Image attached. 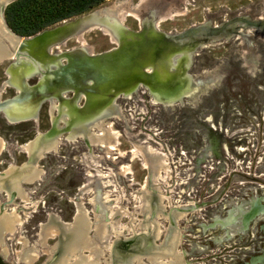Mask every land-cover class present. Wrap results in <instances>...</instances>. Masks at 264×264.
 Listing matches in <instances>:
<instances>
[{
	"label": "rangeland",
	"instance_id": "374dc122",
	"mask_svg": "<svg viewBox=\"0 0 264 264\" xmlns=\"http://www.w3.org/2000/svg\"><path fill=\"white\" fill-rule=\"evenodd\" d=\"M100 9L113 13L111 22L119 19L129 30L155 23L169 35L239 17L261 24L235 23L230 35L193 49L185 71L193 85L182 89L189 94L157 100L139 85L117 98L109 93L113 100L89 129L84 121L81 128L71 129L68 116L61 113L52 125L51 114L57 113L48 112V103L35 119L23 122H8L0 112V171L26 162L25 144L37 135L64 124L79 132L70 137L66 131H52L49 149L34 164L38 177L22 184L23 196L7 209L16 208L20 221L3 237L0 258L6 264L45 263L54 255L58 236L40 239L41 225L50 216L72 223L82 210L88 236L97 242V256L89 249L81 254L97 259L96 264H245L250 249H264V231L252 225L242 238L233 235L261 219L264 225V206L242 218L230 213L222 221L213 215L217 220L207 230L200 225L223 203L247 195L264 197V0H104L46 28ZM110 30L94 25L55 48L103 52L118 44ZM9 61L0 60L2 98L13 94L3 85ZM27 81L34 83L35 78ZM66 95L64 99L73 100L74 92ZM6 197L0 191V202ZM97 224L103 226L102 238L94 237ZM218 224L225 233L214 234L231 237L221 245L209 240ZM28 249L34 257L24 261L20 256Z\"/></svg>",
	"mask_w": 264,
	"mask_h": 264
},
{
	"label": "water",
	"instance_id": "95a60500",
	"mask_svg": "<svg viewBox=\"0 0 264 264\" xmlns=\"http://www.w3.org/2000/svg\"><path fill=\"white\" fill-rule=\"evenodd\" d=\"M12 1L14 0H3L0 2V13L5 29L16 38V44L11 48V54L6 53L1 56L0 60L14 57L15 61L12 63L19 66V73L29 77L34 73L42 74V69L50 74L49 77L43 72L45 76L33 86L26 84L27 77L20 79L21 89L17 95L0 100V108H9L11 112L16 114H18L17 110L11 105L27 102V99L32 98L34 99L32 107L26 109V106H19L20 109L18 111H25L26 113L28 111V113L36 114L41 100L48 98L45 92H47L49 85L61 86L62 88L68 86L69 90V87L72 88L73 86L78 98L82 93L86 94L85 107L80 109L83 113H88L92 109L93 100H95L94 106L97 103L98 106H101L102 103L107 105L109 93L113 90L116 93L129 91L135 84L148 86L156 96L159 94L160 97H176L180 92V87L184 86L183 84H176L177 79L181 83L189 80V76H187L185 71L189 55L193 49L201 44L204 45L210 39L216 38L214 40L217 41L230 35V33L235 31V23L246 22L256 27L261 24L260 22L247 21L239 17L230 21L227 20V22L219 25L209 26L202 24L187 29L178 35H169L158 31L155 23L143 25V28L139 31H132L123 26L119 19H114L111 22V20H105V17H101L99 18V24L111 29L110 31L114 33V37L117 39V47L93 55H83L80 51L72 49L66 53L52 56L47 53V49L52 45H56V43L64 42L68 36L76 32V29L83 26L80 25L82 19L93 13L82 15L71 21H63L61 24L22 38L10 30L3 18L5 7ZM109 22H111L110 25ZM20 59L23 61L19 62ZM63 59H66L64 64L61 63ZM46 61H50V63L46 64ZM49 67H55V69L51 70ZM21 112L19 114H23ZM99 114L100 111H96V115L99 116ZM28 118L30 117L21 116L18 120ZM92 120H96L95 117L84 119L83 126H88L89 129ZM61 130L63 131V129ZM61 130L54 129V132ZM54 132L52 134H55ZM49 133L50 131L43 135H37L28 143L36 144V140L37 142L38 140L40 141L42 138L47 137ZM28 154L31 155L30 153ZM36 154L31 155V157L28 156V160L20 165H9L3 171H0V185L9 191L6 199L0 202V244L3 243V237L7 233L11 234L16 229L17 221L15 220L19 218L18 210L11 208L10 211H7V209L14 203L17 196L23 195L24 174L35 168V162L42 155L41 152L37 156ZM10 171H13L14 177L11 178L10 175V178L6 179ZM1 186L0 189H3ZM5 214L10 215L9 223L3 222ZM58 221L64 224L59 219ZM49 260L43 264H49Z\"/></svg>",
	"mask_w": 264,
	"mask_h": 264
},
{
	"label": "bare ground",
	"instance_id": "6f19581e",
	"mask_svg": "<svg viewBox=\"0 0 264 264\" xmlns=\"http://www.w3.org/2000/svg\"><path fill=\"white\" fill-rule=\"evenodd\" d=\"M2 1L3 0H0V2H2ZM109 15H113V13H109L107 11L100 9L99 11L93 13L92 15L84 17L82 19L81 24H80L83 26L80 27L79 29H76V32L72 33L70 36H68L67 39L74 36L75 34L80 33L81 31H83V30H85L91 26L102 25V24H99V18H101V17H105V20H108V19L111 20L112 17H110ZM0 17H1V13H0ZM110 24H111V22H109V25ZM59 43H61V42H59ZM15 44H16V38H14V36L12 34H10L5 29V27L3 25V19H1V21H0V58H1V56L5 55L6 53L11 54L10 50H11V48L14 47ZM56 44H58V43H56ZM81 53H84V52H81ZM49 63H50V61H46V64H49ZM39 64L41 65V63H39ZM16 70H18V69H16ZM7 74L9 76L14 75L11 71H8ZM14 78H15V76H14ZM14 78H13V80H9L10 82L8 81V84L5 83L4 85H12V86L17 85L16 87H18L21 84V81L19 82V80L17 78L14 80ZM177 83H179L178 85L183 84L184 86L189 85L190 87L193 85V83L190 82L189 80L186 83H183V82L181 83V81H179L177 79L176 84ZM194 84L196 85V83H194ZM137 86H138V84H135V86L131 90L133 91ZM184 86L182 88L180 87V89L178 88L179 91L181 92V96L189 94V91H182ZM146 87H148V86H146ZM69 88L74 92V95L71 99H73V98L75 99L78 94L76 93V91H74L75 89L73 88V86H72V88L71 87H69ZM58 89L61 91H66L68 89V86L62 88L61 86L49 85V88L47 89V92H45V93H49V94L53 95L54 93H58L57 92ZM131 90H129V91H131ZM104 91H107V90H104ZM124 92H127V91H124ZM111 93L114 96L117 95L115 90H113V92H111ZM82 94H84V93H82ZM114 96H113V98H114ZM159 96H160L159 94L157 96L154 95V98L159 100ZM86 97H87V95H86ZM113 98L110 101H112ZM62 99H64V98L62 97ZM0 100H2L1 97H0ZM74 101L75 100H73V102ZM94 101L95 100H93V103H94ZM33 102H34V99L32 98L29 100L27 99V102L17 103L16 105L13 104L11 106L15 110H17V113L19 114L21 112V111H18V109H20L19 106H21V107L26 106V109H27L28 107H32ZM56 108L59 110V106H57ZM69 110H70L69 107L67 105H65L63 107L64 113L61 116H65L66 114H67L66 116H69L68 117V123L71 124L72 129L73 128L75 129L76 127L81 128L82 127L81 124L83 123L84 119H80L79 117L72 118V112ZM0 112L4 113V116L10 122L11 121H19L18 119L21 116H25V117L29 116L30 118H28V120L29 119H35L37 117V114H34V113L32 114V112L28 113V111H27V113L25 111L21 112L23 114H19L20 116L17 115L16 113H15L16 114L15 115L13 112H11L9 110V108H5V107H1ZM74 112H76V110H74ZM31 114H32V116H30ZM24 120H26V119H24ZM55 120H56V118L52 119V125L57 123V120L56 121ZM53 131H54V129H53ZM57 132H59V131H57ZM53 136L54 135L52 134V130H51L47 137L42 138L40 141L38 140V142L36 140V144L32 143V142L25 144V152L30 153L31 155H34L36 153L40 154V152L43 153L44 151H47L49 149L50 143L53 141L52 140ZM37 154H36V156H37ZM31 155H29V157H31ZM38 174H39L38 168H33V169L29 170L28 172H26V174H24V178H23L24 182L23 183H31V181L35 180L38 177ZM10 175H11V178L14 177L13 171H10L8 173V177L6 179H9ZM1 188H3V186H1ZM0 191L4 192L6 194V196L8 194L7 192H9L7 190V188L6 189L5 188L0 189ZM22 196L23 195H20V197H22ZM81 212H82V210L75 215L72 223H64V224L62 223L61 224L57 218H55L54 216H50L48 221L45 224L41 225L40 233H39L40 239L45 238L46 236H48V234L58 236V240H57L56 244L51 249V251H53L52 254H54V255H53V257L51 256L49 258L50 259L49 264H96L95 262H97V261H95V260H97V259H95V258L87 259L86 256L82 255L83 253L81 254L83 249H87V250L89 249L91 252V255L93 257L97 256V250H96V247H97L96 243L97 242L94 241V238L88 236L89 226H88V223L86 221L85 215H83V213H81ZM9 217H10V215L5 214V218H4L3 222L9 223ZM15 221H17L16 224H18L20 219L18 218ZM101 226L102 225L97 224V226L95 228V232H94V234H95L94 237H97V236H99L101 238L103 237L102 235L104 234V232H103L104 229H103V226L102 227ZM22 243H23V246L26 245V242L24 239H23ZM29 251H30V249L22 252L20 258H23L24 261L31 260L34 257V255L32 254V252L28 254ZM73 253H76V255L74 257V261L72 263H69L68 259ZM1 255H2V253H1Z\"/></svg>",
	"mask_w": 264,
	"mask_h": 264
},
{
	"label": "flooded vegetation",
	"instance_id": "af4514ba",
	"mask_svg": "<svg viewBox=\"0 0 264 264\" xmlns=\"http://www.w3.org/2000/svg\"><path fill=\"white\" fill-rule=\"evenodd\" d=\"M3 18H4V12H3ZM1 17H0V21H1ZM5 19V18H4ZM6 22V21H5ZM28 36V35H27ZM27 36H20V37H22V38H26ZM32 36V35H31ZM29 37V36H28ZM118 45V44H117ZM117 45L115 46V47H117ZM56 46L55 45H52L50 48H48L47 49V53L48 54H50V55H54V54H59V53H66V52H68V51H70V50H66V51H60V49H58V48H55ZM114 48V47H113ZM113 48H111V49H113ZM72 50V49H71ZM110 50V49H109ZM107 51V50H106ZM81 52V51H80ZM85 53H82L83 55H93V54H96V53H89L88 51H84ZM104 52V51H103ZM99 53H101V52H99ZM21 59H23V58H21ZM19 60V62H22L23 60ZM13 61H15V58L14 57H12V58H10V61L8 62V64L6 65V67H5V74L7 75L6 77H7V80L5 81V83H7L8 84V81L9 80H13V78H14V76H15V78H14V80L17 78L18 80H22V78H26V84L28 85V86H33V85H36L37 83H38V81H39V79H41L43 76H45V75H47V76H49L50 77V74L48 73V72H46V71H44L43 69H42V74L40 73H34L32 76H27V75H23V74H21V73H19V71L18 70H16V68L18 69L19 68V66H16V65H14L12 62ZM62 64H64V63H66V59H63V62H61ZM39 65V64H38ZM39 67V66H38ZM50 68V67H49ZM51 70H53V69H55V67H51L50 68ZM8 71H11L14 75L13 76H9L8 74H7V72ZM43 72H44V74H43ZM187 74V73H186ZM187 76H189L188 74H187ZM29 78H35V82L34 83H29L27 80L29 79ZM188 80H186L185 81V83L187 82ZM10 82V81H9ZM4 83V84H5ZM3 84V85H4ZM139 85V87L140 86H144V87H146L145 85H143V84H138ZM17 86V85H16ZM16 86H12V85H6L5 87H10L12 90H13V94H10L8 97H5V98H2L1 97V99L3 100V99H6V98H10V97H14L15 95H17V93L19 92V90L21 89L20 88V86L21 85H19L18 87H16ZM147 89H149L150 90V88L149 87H146ZM70 91V90H69ZM65 91L66 93L65 94H63V92L61 91V90H57V92L58 93H55V94H53V95H51V94H49V93H47V97L48 98H45L43 101L41 100V102H40V104H39V107L37 108V112H36V114L38 115L39 114V112H40V110H41V108H42V106L45 104V103H48L47 105H48V107H47V110H48V112H50V113H53V112H55L56 111V113H57V116H54V115H52L51 114V119H53V118H59L60 119V117L58 116L60 113H61V115L64 113V111H63V107L65 106V105H67L68 107H69V111H71L72 112V118H75V117H79L80 119H86V118H88V119H90V118H96V111H100V114H102L103 112H104V106H105V108H106V106L107 105H105L104 103H102L101 104V106L99 105L98 106V103L97 104H95V106H94V103L91 105V107H92V109L87 113V112H82L80 109H81V107L82 106H80V105H78V102L79 101H81L83 98V101H84V103H86V99H85V97H86V94H83V95H79V98L78 97H76L75 99L73 98V100H75L74 101V104H73V100H70V99H62V97H63V95H65V96H67L66 94L67 93H71V96H72V94H73V92L72 91ZM113 92V91H112ZM132 92V90L131 91H127V92H124V94H129V93H131ZM117 93H120V92H117ZM152 93V92H151ZM122 94V93H121ZM153 94V93H152ZM56 95V96H55ZM52 96V97H51ZM70 96V97H71ZM85 96V97H84ZM112 96H114L113 94H112ZM153 96H154V94H153ZM56 97V98H55ZM69 97V98H70ZM118 97V95H116V98ZM68 98V97H67ZM115 98V99H116ZM78 99V100H77ZM114 99V100H115ZM159 99H160V96H159ZM66 100V101H65ZM109 97H108V102H109ZM54 103V105L55 104H57V106L59 105V110L60 111H58V109L57 108H50L51 107V105H52V103ZM107 102V103H108ZM114 102V101H113ZM72 105H74L75 106V109L72 107ZM76 105H77V107H79V110H78V108L76 107ZM83 105V104H82ZM85 107V106H84ZM74 110H76V112H74ZM3 116H4V113H1ZM15 114V113H14ZM16 115V114H15ZM17 115H19V114H17ZM67 115V114H66ZM65 115V116H66ZM94 115V116H93ZM93 116V117H92ZM64 117V116H63ZM69 117V116H68ZM4 118L6 119V117L4 116ZM71 118V119H72ZM7 120V119H6ZM26 120H28V119H26ZM26 120H20L19 122H23V121H26ZM8 121V120H7ZM9 122V121H8ZM61 129H63V131H66V132H68L70 135V137L71 136H78L79 135V132L78 131H70V130H68V128L66 127V125L64 124L63 125V127L61 128L60 127V130ZM72 129V128H71ZM62 131V130H61ZM61 131H59V132H61ZM59 132H56V133H59ZM80 132H83V131H80ZM214 137H212L211 139L212 140H214L213 139ZM86 140V139H85ZM87 142H89L88 140H86ZM213 145H215V144H213ZM199 160V159H198ZM197 161V160H196ZM149 167H150V165H149ZM150 170V169H149ZM225 200V199H224ZM225 201H227V200H225ZM223 205L224 206H222L220 209H216L214 212H211L210 213V221L208 222V223H206V224H201L200 226L202 227V229L203 230H207L209 227L211 228V226H212V224L213 223H215V221L217 220V219H214L213 220V215H218V216H220V218H222V221L224 220V218H225V216H226V214L228 215V214H230V213H234V216L236 217V218H238V217H241L242 218V216L244 215V214H247V213H249V212H251L254 208H257V207H260V205H262V206H264V197H262V196H260V195H255V196H252V197H250L249 198V196L247 195V196H245V198H242V199H238V201H236V202H233V201H228V202H226V203H223ZM222 209H224L223 211H222ZM259 209V208H258ZM258 213L256 212V215H257ZM255 215V216H256ZM264 216V215H263ZM241 220V219H240ZM239 219H238V221H240ZM261 220H263V219H261ZM261 220H259L260 222H261ZM250 222V221H249ZM260 222H257V223H249L248 225H247V227L242 231V232H235L234 233V237H240V238H242V236L244 235V233H245V231H249V229H252V225H253V229L254 228H258V229H261L262 231H264V225H261V223ZM241 226V225H240ZM261 227V228H260ZM205 228V229H204ZM213 229V228H212ZM217 230H222L223 231V233H225V229H223V227L221 226V225H219L218 224V226H217V229L216 228H214L213 230H212V233L214 234V232L215 231H217ZM211 234V233H210ZM211 236V238H209V240L212 242V243H214V244H220L221 245V242L223 241V239H226V240H229L231 237H227V236H225V235H223V239H221V237H219V236H217V235H213L212 236V234L210 235ZM232 236V237H233ZM209 237V236H208ZM217 239H219V241H216ZM225 240V241H226ZM244 249H246V250H248L246 247H248L247 246V244H244ZM253 247H256V244H253ZM251 252V253H250ZM250 252H249V254H246V256L245 257H247V261H245V260H242V262H245V264L247 263V264H264V249H261V247L259 248V249H250Z\"/></svg>",
	"mask_w": 264,
	"mask_h": 264
},
{
	"label": "trees",
	"instance_id": "16d2710c",
	"mask_svg": "<svg viewBox=\"0 0 264 264\" xmlns=\"http://www.w3.org/2000/svg\"><path fill=\"white\" fill-rule=\"evenodd\" d=\"M104 0H14L4 9L12 32L31 36L57 21L79 15ZM0 264H6L0 258Z\"/></svg>",
	"mask_w": 264,
	"mask_h": 264
}]
</instances>
